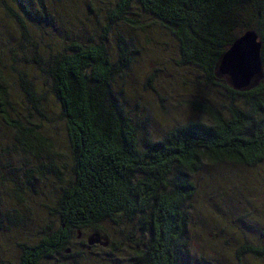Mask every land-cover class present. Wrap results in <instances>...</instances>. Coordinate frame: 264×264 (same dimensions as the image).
<instances>
[{"label": "trees", "instance_id": "obj_1", "mask_svg": "<svg viewBox=\"0 0 264 264\" xmlns=\"http://www.w3.org/2000/svg\"><path fill=\"white\" fill-rule=\"evenodd\" d=\"M24 1L18 2L17 14L0 0L5 18L22 35L23 69L14 71L25 99L23 116L10 115L0 81V116L10 129L9 151L38 160L33 169H26L28 177L52 176L59 186L54 206L43 204L57 225L48 226L36 243L20 245L18 264H41L42 259L68 264L58 262L56 255L67 252L73 234L77 237L89 228L102 238L100 223L116 224L120 218L141 234L138 238L130 231L126 236L131 249L127 264H204L188 245L196 192L193 176L205 163L254 166L264 160V77L256 88L238 92L213 75L219 56L249 29L262 43L264 68V0H114L98 34L92 32L93 37L85 30L87 35L74 38L69 37L70 25L75 24L69 10L70 24L65 20V8L72 5ZM55 22L69 24L64 35L57 32ZM32 25L39 31L52 27L56 34L46 31L44 40L36 42L29 33ZM148 25L169 33L179 64L201 70L208 84L220 88L224 103L188 100L194 119L178 123L162 117L164 126L151 129L159 114L137 113L139 95L128 94L124 85L139 52L130 32L145 33ZM1 42L8 44L5 39ZM32 68L47 83L44 92L27 79ZM0 79H4L1 68ZM46 91L57 104L53 121L64 131V147L55 146L53 132L32 119L34 114L48 119L43 105ZM151 104L150 109L156 106L155 101ZM41 154L45 156L39 160ZM244 254L264 256V246L246 243L236 259Z\"/></svg>", "mask_w": 264, "mask_h": 264}, {"label": "rangeland", "instance_id": "obj_2", "mask_svg": "<svg viewBox=\"0 0 264 264\" xmlns=\"http://www.w3.org/2000/svg\"><path fill=\"white\" fill-rule=\"evenodd\" d=\"M1 1L7 3L17 14L20 11L18 2H25ZM33 1L35 4L38 2ZM62 1L72 5L70 9L65 8V20L68 23L75 22L70 25L73 31L69 34L70 38L87 35L85 30L94 37L92 32L96 33L99 25L107 23V14L114 6V0H42L47 4H58ZM68 10L71 21L67 16ZM8 21L0 5V68L4 76L0 81L6 90L8 113L14 115L16 112L22 117L25 112V99L18 84L19 75L14 69H23V54L20 51L24 48L22 35L20 37L12 21ZM55 23V29L62 35L65 26L70 24L64 23L62 26L59 22ZM29 28V33L35 37L36 42L44 40L42 37L46 36V31L56 34V30L49 26L40 31L35 25ZM132 30L134 32L128 31L139 52L130 65L124 85L128 94L139 95L136 100L140 103V108L135 109L137 113L144 115L151 111L153 115L159 114L157 119L151 121L152 130L164 126L163 121H160L162 117L169 122L178 123L187 121L186 118L194 119V111L187 103L188 100L208 98L217 106L224 103L220 88L208 84L201 70L179 64L175 43L166 30L154 25H148L145 33L138 29ZM111 34V31L107 32L112 47L114 41ZM4 39L8 41L7 45L1 42ZM8 47L13 49L10 51ZM39 74L38 70L32 68L26 73V77L34 82L37 90L44 92L47 83L43 84ZM149 77L151 78L148 83ZM45 95L43 105L47 107L48 119L35 114L32 119L36 124H41L53 132L51 140L55 146L64 147V131L57 126V120L53 121L57 104L48 91ZM158 97L163 99L159 100ZM148 100L152 103L155 101L156 106L153 104L150 109L152 104H148ZM147 124L150 125V122ZM9 134L10 129L0 116V264H18L20 245L36 243L39 241V234L47 231L48 226L57 225V218L43 204L54 206L53 195L59 186L58 181L52 176L28 177L26 169H33V162L37 163L38 160L35 161L28 154L24 158L22 153L9 151ZM42 154L38 156L39 160L45 156ZM193 181L196 192L191 202L188 229L190 253L202 258L204 264H207L206 261L212 264H264V256L250 257L244 254L240 256V260L236 259V252L246 243L248 246H264V160L254 166L205 163L193 176ZM16 189L21 193L17 194ZM130 231L133 232V226L124 222L123 218L116 224L105 220L100 223V236L107 245L95 244L96 246L87 248V238L95 234V231L82 229L79 239L73 234L67 246L68 252L56 255L57 261L68 264H115L114 261H117L118 264H127L131 249L126 236ZM134 236L141 238L138 232ZM113 245L118 249L113 250ZM69 254L70 257L63 259ZM54 261L42 259L41 264H53Z\"/></svg>", "mask_w": 264, "mask_h": 264}, {"label": "water", "instance_id": "obj_3", "mask_svg": "<svg viewBox=\"0 0 264 264\" xmlns=\"http://www.w3.org/2000/svg\"><path fill=\"white\" fill-rule=\"evenodd\" d=\"M261 45L255 30L243 32L219 56L213 75L234 91L247 92L256 88L264 77ZM95 244L106 246L107 242L98 234H92L87 238V248Z\"/></svg>", "mask_w": 264, "mask_h": 264}, {"label": "flooded vegetation", "instance_id": "obj_4", "mask_svg": "<svg viewBox=\"0 0 264 264\" xmlns=\"http://www.w3.org/2000/svg\"><path fill=\"white\" fill-rule=\"evenodd\" d=\"M79 235V233L77 234V236ZM79 239V237H77ZM82 242V241H81ZM84 243V242H83ZM85 244V243H84Z\"/></svg>", "mask_w": 264, "mask_h": 264}, {"label": "bare ground", "instance_id": "obj_5", "mask_svg": "<svg viewBox=\"0 0 264 264\" xmlns=\"http://www.w3.org/2000/svg\"><path fill=\"white\" fill-rule=\"evenodd\" d=\"M232 42V41H231Z\"/></svg>", "mask_w": 264, "mask_h": 264}]
</instances>
